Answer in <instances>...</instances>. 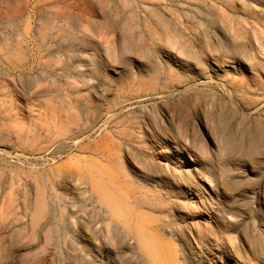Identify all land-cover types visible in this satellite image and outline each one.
Segmentation results:
<instances>
[{
	"label": "bare ground",
	"instance_id": "obj_1",
	"mask_svg": "<svg viewBox=\"0 0 264 264\" xmlns=\"http://www.w3.org/2000/svg\"><path fill=\"white\" fill-rule=\"evenodd\" d=\"M114 1L85 4L86 35ZM119 1L120 60L70 43L62 85L0 70L1 152L16 119L62 132L44 164L0 160V264H264V0Z\"/></svg>",
	"mask_w": 264,
	"mask_h": 264
},
{
	"label": "rangeland",
	"instance_id": "obj_2",
	"mask_svg": "<svg viewBox=\"0 0 264 264\" xmlns=\"http://www.w3.org/2000/svg\"><path fill=\"white\" fill-rule=\"evenodd\" d=\"M10 1L7 7L8 17L13 20L14 24L5 28L0 26V70L31 76V78H36L37 83H39L38 80H46L62 85L66 79L60 77L57 68L63 62L64 53L68 52V54L75 55L73 49L67 48L70 43L79 46L83 42V45L86 43L84 46H89L97 60L100 59L101 53L104 51H109V55L113 60H120L121 55L125 56L119 38V42L116 40L118 31H116L117 28L113 19L120 20L122 18L123 5L119 0H115L113 5L111 4L112 16L106 17L103 27L101 26L97 36L93 37L89 34L86 35L88 28L85 22H80L79 20L85 12V4L94 3L99 10L104 11L109 5V0H97V2L93 0H78L80 3H84L79 7L73 8H71L70 4L74 0H62L55 7L53 6V0ZM44 11L46 12L43 13ZM56 17H59V23H55ZM73 20L77 23L73 24ZM105 24H108V26ZM49 34L55 36L57 46L54 48L50 41L45 40L44 42V39ZM41 44L45 45V49L48 50L58 49V54L47 58L46 53L42 51ZM128 66L130 70L135 71L134 64L131 63ZM67 81L71 82L70 80ZM21 85L22 87H27L26 81L23 80ZM3 87L4 93L8 97V106L12 109V115H20V110L16 108L21 109L24 107L21 99L15 94V88L9 87L7 84H3ZM19 91L22 93V89L19 88ZM215 91L218 99H226L221 87H218ZM258 114L262 115L261 112ZM20 120L16 119L15 123H9L5 126L7 135L18 138L17 146L16 150L4 148V150H7L5 153L0 150V160L8 162L14 168H34V166L44 164L47 161L46 157L54 149V145L57 144L55 141H58L62 132L53 128L52 133L46 138H33L31 135L29 137H19L20 132L27 130L32 124L31 122H22ZM46 121L43 119L36 120L38 123L36 129H40L41 125L46 123ZM83 127L88 129L89 123L86 122ZM94 137L95 135L93 134L87 135L82 145L92 143ZM6 139L7 137H3V140ZM60 263L61 260H59Z\"/></svg>",
	"mask_w": 264,
	"mask_h": 264
}]
</instances>
